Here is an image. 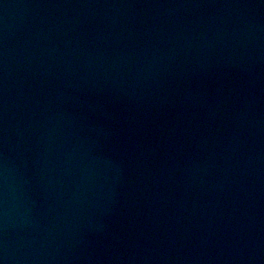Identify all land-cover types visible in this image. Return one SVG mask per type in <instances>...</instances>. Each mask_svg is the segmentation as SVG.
<instances>
[{
	"label": "water",
	"instance_id": "95a60500",
	"mask_svg": "<svg viewBox=\"0 0 264 264\" xmlns=\"http://www.w3.org/2000/svg\"><path fill=\"white\" fill-rule=\"evenodd\" d=\"M0 264H264V0H0Z\"/></svg>",
	"mask_w": 264,
	"mask_h": 264
}]
</instances>
